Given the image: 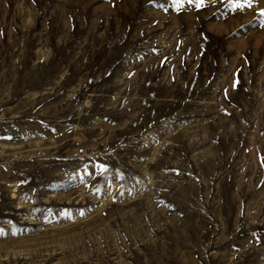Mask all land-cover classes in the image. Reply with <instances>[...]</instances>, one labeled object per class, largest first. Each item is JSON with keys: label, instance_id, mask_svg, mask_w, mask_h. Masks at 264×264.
<instances>
[{"label": "rangeland", "instance_id": "rangeland-1", "mask_svg": "<svg viewBox=\"0 0 264 264\" xmlns=\"http://www.w3.org/2000/svg\"><path fill=\"white\" fill-rule=\"evenodd\" d=\"M0 264H264V0H0Z\"/></svg>", "mask_w": 264, "mask_h": 264}]
</instances>
